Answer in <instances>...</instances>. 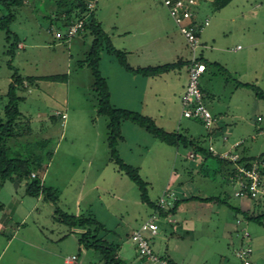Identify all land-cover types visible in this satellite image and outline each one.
Listing matches in <instances>:
<instances>
[{
  "label": "rangeland",
  "instance_id": "1",
  "mask_svg": "<svg viewBox=\"0 0 264 264\" xmlns=\"http://www.w3.org/2000/svg\"><path fill=\"white\" fill-rule=\"evenodd\" d=\"M211 3L197 7L199 22L209 21L199 32L208 46L201 49L208 71L200 86L214 115L228 112L225 123L211 134L200 121L182 116L180 99L191 49L162 0H99L93 16L113 45L126 52L131 66H157L189 57L188 63L156 76L133 74L104 48L100 71L114 106L149 116L166 131L199 138L206 149L212 146L218 152L232 150L241 157L264 160V98L253 89L237 87V81L250 82L264 91V0H232L219 9ZM68 8L58 9L57 0H26L17 8L10 28L24 48H18L13 58L7 54L13 38L8 41L6 31L0 30V112L8 101L14 69L25 77H37L35 83L26 82V88L17 90L23 97L18 124L24 133L7 142L27 152L26 144L48 140L43 149L32 148L42 154L33 168L45 186L55 190L56 206L98 220L104 225L98 236L120 244L119 255L128 263L142 264L132 233L153 208L141 200L137 184L110 158L108 117L98 113L92 69L80 66L93 34L86 29L66 38ZM217 58L225 70L212 64ZM63 75H67L64 81L42 78ZM212 92L222 100L211 103ZM57 112L67 114L65 121ZM121 130L119 153L139 168L151 200L173 192L166 197L169 209L177 198H226V202L187 200L175 214L160 217L158 233L150 238L156 254L175 264H239L236 252L249 245L253 264H264V224L243 215V211L263 213L264 195L257 200L236 197L229 176L217 170L219 161L211 157L203 162L202 153L192 158V146L168 145L129 120L122 122ZM55 208L43 196L27 194L24 180L19 184L8 180L0 188V223L6 216L11 219L6 229L0 228V264H64L70 255L78 256V264H105L99 251L79 241L88 228L62 223Z\"/></svg>",
  "mask_w": 264,
  "mask_h": 264
},
{
  "label": "trees",
  "instance_id": "2",
  "mask_svg": "<svg viewBox=\"0 0 264 264\" xmlns=\"http://www.w3.org/2000/svg\"><path fill=\"white\" fill-rule=\"evenodd\" d=\"M231 1L232 0H213L211 4L216 9H219L225 7ZM25 3L26 0H0V30L6 31L8 41H11L13 38V42H11L10 47L7 50V54H9L12 58L15 56L16 51L19 48L20 39L19 36L11 30L10 26L16 20V9L25 5ZM57 4L58 9H62L64 5H68L69 7L64 14L65 24L67 26L76 20H83V30L90 29L89 31L93 34L91 47L87 52L86 58L80 61V66L87 64L92 69L94 77L93 90L98 97V113L108 117L107 141L110 149V158L120 171L126 173L129 178L137 184L141 192V200L151 206L153 208V212H158L163 217H166L168 214H175L178 211L180 204L187 200H199L202 202H226V198L221 200L218 196L202 197L193 195L190 197H183L181 199L177 198L174 201L173 206L169 207V209L161 207L158 205V201H153L149 197L148 182L141 176L139 168L126 163L117 148L119 141L124 140L121 130L122 122L129 120L143 127L155 138L167 143L168 145L179 146L182 144L186 147L192 146L195 156L197 153H202L204 160L211 157L216 158L220 163V168H222L225 172V175L229 176L233 173L235 169L234 164L227 159L214 156L209 149H206L201 144L199 138H189L188 135L179 131H166L157 126L155 121L149 116L142 115L136 111L114 106L111 103V92L107 79L101 73L99 66L101 51L104 48L107 49L110 54H113L127 71L133 74H141L145 76L163 74L171 69L184 66L186 61L181 60L177 62H168L157 66H131L127 62L126 52L113 45L111 38L104 30L102 24L93 16L94 10H88L86 0H57ZM201 58L204 61L203 56ZM204 63L206 64L207 70L208 62L204 61ZM212 64L218 67L219 70L221 69L220 71L225 70V67L218 62H214ZM42 78L52 81H64V79H67V75L47 76ZM36 80L37 77H25L21 75L17 69H14L12 82L10 83L7 92L8 101L3 107V112H0V188H2L8 180H24L27 194L37 197L43 196L45 200L50 201L55 205L56 208L54 214L59 221L69 227L82 226L88 228L87 231L81 235L79 241L84 244L85 247L93 248L99 251L105 260V264H130L120 257V244L110 243L98 236V232L104 228L102 223L93 217L88 218L83 217L82 215L70 214L56 206L58 196L56 195L55 190L52 187H46L37 171L33 168L34 164L41 160L42 154H36V152L32 151V148L43 149L47 143H49L48 140L38 141L33 144H26L25 147L27 148V152L24 151L23 148L19 150L8 144L7 140L13 137L21 136V134L24 133L23 128H21L18 124V119L22 116L19 103L23 97L17 94V90L19 88H26V82L33 84ZM237 87L253 89L258 97L264 98V91L256 84L237 81ZM255 160H258V163L260 164L264 162V160H262V156L253 158H247L244 156L241 157L239 162H244L249 166L251 162ZM260 171L261 175L264 176V166H262V168L260 167ZM33 173L35 176H32ZM235 209L237 212L240 210L239 208ZM243 215L249 221L264 224V212L252 215L249 214L248 211H243ZM165 258L169 260L170 264H175L168 257Z\"/></svg>",
  "mask_w": 264,
  "mask_h": 264
},
{
  "label": "built area",
  "instance_id": "3",
  "mask_svg": "<svg viewBox=\"0 0 264 264\" xmlns=\"http://www.w3.org/2000/svg\"><path fill=\"white\" fill-rule=\"evenodd\" d=\"M98 1L99 0H86L88 10H95ZM204 1L212 2L213 0H162L169 11L170 17L178 25L180 32L185 37L191 49V57L188 66V81L180 99L182 116L187 119L200 121L209 129L210 133H212L218 128V125L215 116L205 103L204 93L200 86V79L206 71V64L201 58V49L204 45L199 37V32L204 26L209 24V21L205 20L202 24L199 22L197 7ZM83 27V20H76L71 23L65 34L66 38L68 40L71 39L82 31ZM238 48H240V46ZM57 114L61 116L63 121L67 118L66 113L57 112ZM261 119L262 118L259 117V120ZM262 132H264V128ZM209 150L214 156L227 159L234 164L235 169L233 173L229 175L228 180L235 185L234 195L236 197L250 200H257L263 197L264 183L260 171V163L253 161L248 166L244 162H239L241 155L237 152L232 150L218 152L212 146ZM191 155L192 158L195 157L194 152H192ZM32 176H35V174L33 173ZM171 194L169 191H165V195L159 198L158 205L168 208L170 202H168L166 197L169 195L171 196ZM160 217H162L160 213L153 212L149 218L132 233V240L137 245V251L142 264H170L167 258L156 254L151 245L150 238L158 233V220ZM252 251L253 249L249 245L241 247L236 252L239 264H253L251 259ZM64 264H78V256H67L64 260Z\"/></svg>",
  "mask_w": 264,
  "mask_h": 264
},
{
  "label": "crops",
  "instance_id": "4",
  "mask_svg": "<svg viewBox=\"0 0 264 264\" xmlns=\"http://www.w3.org/2000/svg\"><path fill=\"white\" fill-rule=\"evenodd\" d=\"M208 26V25H207ZM20 43H22V42H20ZM202 43H203V47L205 48V47H208L206 44H205V42H203L202 41ZM20 45V44H19ZM173 46V45H172ZM19 48L21 49V48H24V47H20L19 46ZM137 50H138V48H137ZM177 50V49H176ZM180 52H178V50H177V54L179 55V57H181L182 59L184 58V57H182V55H180L179 54ZM204 58V57H203ZM185 59V58H184ZM188 60H189V57H187L186 58V62L188 63ZM215 62H218V63H221L219 60H218V58L217 59H215ZM138 66H145V64H140V65H138ZM212 68V67H211ZM208 71V66H207V70H206V72ZM205 72V73H206ZM204 73V74H205ZM233 73H236L235 75L237 76V73H238V71H234ZM188 81V80H187ZM186 84H187V82H186ZM184 90V89H183ZM182 90V91H183ZM203 90V93H204V95H205V90L204 89H202ZM209 97L211 98V103H218V102H220L221 100H222V97L218 94V93H214V92H212V94L210 93L209 94ZM206 102V101H205ZM224 114H228V112L226 111V112H220V113H216L214 116H215V118H216V123H217V125H218V127H219V123H225L224 122V120H223V117H224ZM259 117H261L262 119H263V117L262 116H259ZM259 119V118H258ZM261 119V120H262ZM260 120V121H261ZM262 131V130H261ZM237 142H239V141H236L233 145H235ZM240 142H242V144L244 143L243 142V140L242 141H240ZM232 145V146H233ZM245 157H249V156H245ZM200 158H201V160H203V162H206L207 163V161L208 160H204V158L202 157V156H200ZM263 165H264V162H263ZM216 167H217V165H216ZM222 168H220V165H219V168L217 169V170H221ZM12 181H14L15 183H17V184H19V183H22V181L21 180H19V179H13ZM182 204V203H181ZM181 204H180V206H179V209L181 208ZM11 222V219H10V217L9 216H6V217H4L3 218V220H2V222L0 223V228H1V230H3V229H6V227L7 226H9V224H11L10 223ZM167 257V256H166Z\"/></svg>",
  "mask_w": 264,
  "mask_h": 264
}]
</instances>
